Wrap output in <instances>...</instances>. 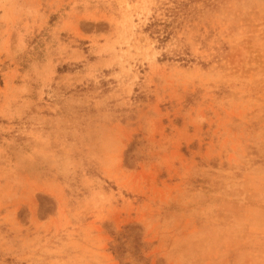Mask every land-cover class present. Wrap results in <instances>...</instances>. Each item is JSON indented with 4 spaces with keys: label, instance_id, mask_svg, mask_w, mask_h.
I'll return each mask as SVG.
<instances>
[{
    "label": "rangeland",
    "instance_id": "1",
    "mask_svg": "<svg viewBox=\"0 0 264 264\" xmlns=\"http://www.w3.org/2000/svg\"><path fill=\"white\" fill-rule=\"evenodd\" d=\"M264 0H0V264H264Z\"/></svg>",
    "mask_w": 264,
    "mask_h": 264
},
{
    "label": "crops",
    "instance_id": "2",
    "mask_svg": "<svg viewBox=\"0 0 264 264\" xmlns=\"http://www.w3.org/2000/svg\"><path fill=\"white\" fill-rule=\"evenodd\" d=\"M261 213H263L264 214V211H261ZM263 238H264V234L263 235H261Z\"/></svg>",
    "mask_w": 264,
    "mask_h": 264
}]
</instances>
